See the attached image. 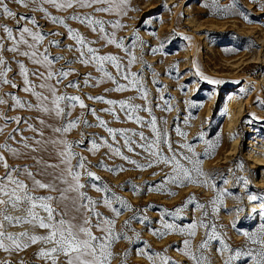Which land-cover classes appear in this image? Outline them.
<instances>
[{
  "label": "snow or ice",
  "instance_id": "1",
  "mask_svg": "<svg viewBox=\"0 0 264 264\" xmlns=\"http://www.w3.org/2000/svg\"><path fill=\"white\" fill-rule=\"evenodd\" d=\"M252 2L264 13V0ZM13 6L28 11H16ZM202 6L210 9L209 14L239 16L264 27V17L253 18L237 0L227 4L205 0ZM129 10H138L130 9L129 0H0V264H264V190L249 191L250 180L244 176H236L233 184L243 194L219 186L218 174L205 171L202 162L214 154L219 133L217 140L207 138L202 124L189 140L180 123L169 125L166 116L156 115V110L167 113L175 108V121L181 110L170 103L175 97L163 94L167 86L159 80L161 73L145 56L164 55L165 42L178 34L173 30L157 38V45L141 38L138 27L129 36H120L118 31L128 28L123 17ZM69 21L78 22L96 38L89 39ZM48 23L65 31L45 30ZM151 35L155 37V31ZM58 36L73 43L48 39ZM183 39L191 41L192 37L184 35ZM52 47H66L73 55L53 54ZM106 47L109 51L102 52ZM73 64L88 70L81 72ZM136 64L141 68L134 71ZM192 67L201 81L225 83L205 75L195 60ZM175 69L173 64L167 73ZM149 80L156 86L155 95ZM101 85L107 86L100 93L84 91ZM251 88H241L240 93ZM113 92L121 96L107 95ZM126 92L133 94L124 96ZM254 102L264 108V99L257 96ZM183 103L187 109L202 106L196 100ZM77 108L79 113L74 115ZM248 116L260 119L255 113ZM205 119L210 123L211 118ZM189 120L190 115H185V127L190 126ZM113 122L135 127L111 126ZM86 129H102L103 134ZM74 131L79 138H69ZM196 143L205 145L202 152L196 150ZM84 152L99 154L100 159L93 164ZM129 167L150 170L149 175L158 179L137 184L128 178L112 184L92 170L115 174ZM238 167L243 170L242 161ZM220 179L228 183L226 177ZM190 184L210 187L213 195L201 201L190 191L178 205L168 208L154 202L133 204L122 194L129 190L137 196L153 191L174 196V187ZM244 196L252 205L249 215L259 217L251 229L238 226L245 210ZM226 197L237 200L234 208L226 209L236 213L227 225L218 223ZM157 208L158 216L150 217L148 212ZM125 212L129 215L120 221ZM135 224L142 227L137 229ZM229 229L243 239L234 241ZM144 231L156 239L180 236L174 250L183 259L169 254L173 244L154 248L144 239ZM198 234L200 239L195 241ZM121 241L126 244L118 248ZM133 256L142 260H133Z\"/></svg>",
  "mask_w": 264,
  "mask_h": 264
},
{
  "label": "rangeland",
  "instance_id": "2",
  "mask_svg": "<svg viewBox=\"0 0 264 264\" xmlns=\"http://www.w3.org/2000/svg\"><path fill=\"white\" fill-rule=\"evenodd\" d=\"M204 2L205 0H130V9L138 10H129L127 15L123 17V22L128 25V28L118 31V35L129 36L133 27H138L141 38L149 41L151 45H157L159 43V39L157 38L165 37L173 32L171 31L173 20L182 22L181 30L186 31V34L171 36V39L165 42L166 53L164 55L157 53L156 55L147 54L145 56V59L153 65L155 71L161 73L159 80L163 86H167L162 88L163 94L166 97L169 95L175 97L170 103L173 105L178 104L181 110L178 120L175 121L174 118L177 117L175 108L167 113L156 110V115L158 117L166 116L169 125L180 123L188 132L189 140L197 134L202 124L204 130L207 132V138L217 140V133H219L217 146L213 150L214 154L208 158H202L204 170L218 174L216 177L217 184L237 194H243V189L233 187L236 176L247 177L250 180L249 191L258 192L264 190V108L259 107L254 100L257 96L264 99V27L260 23H247L239 16L221 17L216 14H209L210 9H205L202 6ZM229 2L230 0H219L221 4ZM237 2L250 12L253 18L264 17V13L258 9L252 0H237ZM161 5H167L168 7H161ZM13 7L14 10L19 12L28 11L24 8ZM50 10L54 14H58L54 10ZM181 13L183 15H180ZM39 15L37 13V16ZM146 18L150 20V23L147 25L143 23V20ZM40 23L44 24L45 22L41 20ZM69 23L73 27L80 28L82 32L88 35L89 39L96 38L95 34L79 25L78 22L69 21ZM52 25L48 23L45 30H49L48 28H50L61 32L65 31L60 26ZM163 29L166 30L165 33ZM153 31H155V37L151 35ZM184 35L192 37L191 41L184 40ZM48 39L61 40L63 45L73 43L65 37L59 36L49 37ZM110 47L112 51H115L114 46ZM50 51L53 54H63L68 58H71L73 55L72 51L66 47H52ZM107 51H109L108 47L102 49V52ZM175 59L176 62H173ZM193 60L197 62L205 75L214 79H221L225 83L214 85L209 84L207 81H201L194 75ZM59 63L62 64L63 61ZM173 64L176 65V69L171 74H168L167 69ZM29 66L31 67V65ZM72 67L80 68L81 72L88 70L79 64H73ZM140 68L141 65L136 64L133 70L135 71ZM177 73L181 74L179 78H177ZM145 75L150 77L151 73L145 69ZM235 81H239L240 83L237 84ZM181 85L185 87L182 89ZM249 85L252 86L251 90L241 94L239 88L247 89ZM105 86L107 85H101L95 89L85 88L84 91L100 93ZM148 86L152 90V95H155L156 86L152 85L150 80ZM7 90V88L3 89V91ZM69 91L74 92L75 90L69 89ZM20 94L23 95V93ZM132 94V92H126L123 95ZM107 95L112 98H119L121 96V94L115 92L108 93ZM185 100H196L202 106L187 109L183 103ZM136 102L140 103L141 101L137 100ZM86 103L90 106L93 105L92 101L86 100ZM94 106L100 108L105 105L95 104ZM231 109L236 114L233 117L235 122L229 121ZM78 113L79 108L74 112V115ZM248 113H255V116L260 119H254L248 116ZM12 114L9 112V115ZM185 115H190V126L188 127L183 125ZM87 118L89 121L93 120L90 114ZM105 118L109 119L106 115ZM205 118H211L210 123ZM111 126L135 127L131 123L120 125L116 122H113ZM11 127L12 125H9V128ZM86 131L103 134L102 129H86ZM69 138H79L78 133L74 131L70 134ZM204 147L203 143H196L197 151L202 152ZM77 151H80V149H77ZM84 155L88 156V159L93 164H96L100 159L99 154L92 156L84 152ZM241 161L243 162V170L238 167ZM105 162L109 164L113 163V161L107 160ZM115 162L119 163L120 161L117 159ZM92 170L112 184L119 183L128 178H132L137 184L142 183L144 180L158 179V177L149 175L150 170L141 172L133 170L130 167L128 171L115 174L101 168H93ZM221 176L228 179L227 184L222 183ZM172 190L176 192V195L167 196L166 194L153 191L137 196L129 190H125L122 194L129 198L133 204L143 205L154 202L157 205L168 208L178 205L182 199L186 198L190 191H195L201 201H206L213 195V190L210 187L202 188L199 185L191 184L184 188L174 187ZM90 194L94 196L98 195L91 190ZM236 204L237 200L235 197L225 198V207H221L219 211L218 223L227 225L236 216L234 211L229 212L226 210L234 208ZM244 204L245 210L240 213L238 226L242 229H251L259 222V217L249 215L252 205L247 202L246 196H244ZM158 213L159 208L150 210L148 215L156 218ZM191 214L190 212L189 215ZM128 215L129 213L125 212L119 220L122 221ZM195 215L199 216V210L195 211ZM134 227L140 229L142 226L135 224ZM229 232L232 235V239L237 243L243 239L242 236L235 235L230 229ZM143 237L156 249L173 244L174 247L170 250L169 254L175 258L183 259L174 250L176 246L174 242H178L181 239L180 236L169 234L156 239L150 232L144 231ZM199 239L200 235L198 234L195 241H199ZM125 244L126 242L121 241L117 247L123 248ZM132 259L136 261L142 260L138 256H133ZM113 264H116V261H113Z\"/></svg>",
  "mask_w": 264,
  "mask_h": 264
},
{
  "label": "bare ground",
  "instance_id": "3",
  "mask_svg": "<svg viewBox=\"0 0 264 264\" xmlns=\"http://www.w3.org/2000/svg\"><path fill=\"white\" fill-rule=\"evenodd\" d=\"M129 3H130V0H129ZM171 3H173V2H171ZM152 7V6H151ZM174 22H173V25L171 26V31H173V30H175V32L178 34V35H180V34H186V31H184V30H181V25H182V22H180L179 20L177 21V20H173ZM177 24V25H176ZM186 24V23H185ZM49 25H51L50 23H49ZM176 25V26H175ZM52 26H54V25H52ZM49 27V26H48ZM48 29H50V28H48ZM164 30V29H163ZM166 32V30H164V33ZM161 34V33H160ZM159 34V35H160ZM173 62H176V59H175V61H173ZM183 68H185V67H183ZM243 80V79H242ZM246 82H249V81H246ZM240 89L241 88H239V91H240ZM228 110V109H227ZM225 111V110H224ZM230 111V110H229ZM226 112V111H225ZM224 113V112H223ZM234 115H236L235 113H234V111H233V109H231V111H230V116H231V118L229 119V121L230 122H235V119L233 118L234 117ZM222 117V116H221Z\"/></svg>",
  "mask_w": 264,
  "mask_h": 264
}]
</instances>
